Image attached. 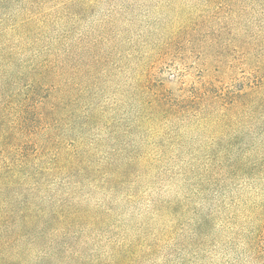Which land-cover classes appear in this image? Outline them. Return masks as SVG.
Returning a JSON list of instances; mask_svg holds the SVG:
<instances>
[{
    "label": "trees",
    "instance_id": "16d2710c",
    "mask_svg": "<svg viewBox=\"0 0 264 264\" xmlns=\"http://www.w3.org/2000/svg\"><path fill=\"white\" fill-rule=\"evenodd\" d=\"M238 1L211 6L234 10ZM86 6L0 0V264H187L220 245L222 212L241 216L246 258L264 264V130L246 142L213 132L211 171H197L181 158L179 125L206 102L217 128L240 104L264 107V66L253 84L201 80L178 95L150 72L115 154L99 160L75 130L85 61L83 46L66 41V25ZM89 59L96 70L98 54ZM178 182L187 191L162 197ZM196 195L211 199L207 211ZM184 216H192L188 228Z\"/></svg>",
    "mask_w": 264,
    "mask_h": 264
},
{
    "label": "rangeland",
    "instance_id": "374dc122",
    "mask_svg": "<svg viewBox=\"0 0 264 264\" xmlns=\"http://www.w3.org/2000/svg\"><path fill=\"white\" fill-rule=\"evenodd\" d=\"M84 1L87 6L79 20L66 25L70 30L66 41L83 46L81 58L85 61L75 130L94 148L99 160L115 154L118 130L133 121L140 106L137 96L144 92L142 85L150 72L157 84L164 82L178 95L200 85L201 80L253 84L264 66V0L238 1L234 10L228 5L213 7L211 0ZM94 51L99 58L96 70L89 67ZM262 97L260 94L255 102ZM89 119L94 121L84 123ZM187 120V126L179 122L184 137L181 158L197 171H211V134H225L241 142L259 140L264 107L240 104L229 111L225 127L217 128L219 125L211 124V102H206L198 115ZM186 187L178 182L162 197L177 196ZM195 201L204 211L211 207V199L206 201L204 196L196 195ZM226 215L222 212L214 220L220 245L212 250L210 246L187 264H251L244 241L236 234L244 220ZM191 217L183 218L186 228ZM208 230L211 233V226ZM195 248L190 246L188 252Z\"/></svg>",
    "mask_w": 264,
    "mask_h": 264
}]
</instances>
